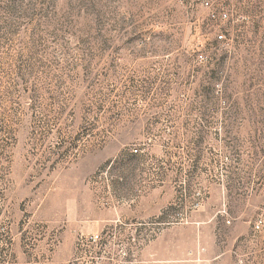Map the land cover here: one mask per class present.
Segmentation results:
<instances>
[{
	"label": "rangeland",
	"instance_id": "374dc122",
	"mask_svg": "<svg viewBox=\"0 0 264 264\" xmlns=\"http://www.w3.org/2000/svg\"><path fill=\"white\" fill-rule=\"evenodd\" d=\"M0 264H264V0H0Z\"/></svg>",
	"mask_w": 264,
	"mask_h": 264
},
{
	"label": "built area",
	"instance_id": "2783aa9c",
	"mask_svg": "<svg viewBox=\"0 0 264 264\" xmlns=\"http://www.w3.org/2000/svg\"><path fill=\"white\" fill-rule=\"evenodd\" d=\"M224 18H227L226 15H223ZM224 39V36L223 35H220L219 37V40H223ZM203 57L200 56V59H202ZM95 238H98V236H95Z\"/></svg>",
	"mask_w": 264,
	"mask_h": 264
}]
</instances>
